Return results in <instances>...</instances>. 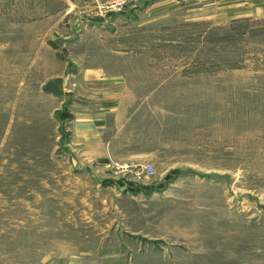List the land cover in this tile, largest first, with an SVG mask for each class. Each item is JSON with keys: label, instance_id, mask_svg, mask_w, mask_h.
<instances>
[{"label": "rangeland", "instance_id": "374dc122", "mask_svg": "<svg viewBox=\"0 0 264 264\" xmlns=\"http://www.w3.org/2000/svg\"><path fill=\"white\" fill-rule=\"evenodd\" d=\"M111 1L0 0V264H264V17Z\"/></svg>", "mask_w": 264, "mask_h": 264}, {"label": "crops", "instance_id": "0c3cea01", "mask_svg": "<svg viewBox=\"0 0 264 264\" xmlns=\"http://www.w3.org/2000/svg\"><path fill=\"white\" fill-rule=\"evenodd\" d=\"M144 1V0H140ZM146 1V0H145ZM169 4L186 3L190 11L204 19L224 22L264 17V0H166Z\"/></svg>", "mask_w": 264, "mask_h": 264}, {"label": "built area", "instance_id": "2783aa9c", "mask_svg": "<svg viewBox=\"0 0 264 264\" xmlns=\"http://www.w3.org/2000/svg\"><path fill=\"white\" fill-rule=\"evenodd\" d=\"M127 0H112L108 4H105L104 6H100V9L107 13L109 11H114V10H120L126 5ZM149 174L153 173V169L149 168L148 170Z\"/></svg>", "mask_w": 264, "mask_h": 264}]
</instances>
